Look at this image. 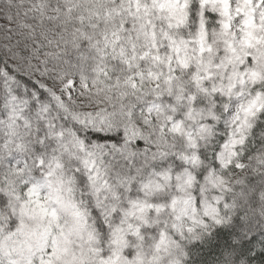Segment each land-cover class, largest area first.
Returning a JSON list of instances; mask_svg holds the SVG:
<instances>
[{
    "label": "snow or ice",
    "instance_id": "6c2138e0",
    "mask_svg": "<svg viewBox=\"0 0 264 264\" xmlns=\"http://www.w3.org/2000/svg\"><path fill=\"white\" fill-rule=\"evenodd\" d=\"M0 264H264V0H0Z\"/></svg>",
    "mask_w": 264,
    "mask_h": 264
}]
</instances>
